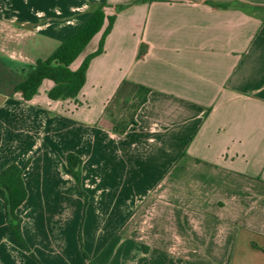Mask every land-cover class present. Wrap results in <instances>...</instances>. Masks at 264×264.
Wrapping results in <instances>:
<instances>
[{
  "label": "crops",
  "instance_id": "1",
  "mask_svg": "<svg viewBox=\"0 0 264 264\" xmlns=\"http://www.w3.org/2000/svg\"><path fill=\"white\" fill-rule=\"evenodd\" d=\"M100 6L79 57L113 24L77 97L52 101L44 81L23 101L14 87ZM10 166L25 247L0 199V264H264V0H0V174Z\"/></svg>",
  "mask_w": 264,
  "mask_h": 264
},
{
  "label": "trees",
  "instance_id": "2",
  "mask_svg": "<svg viewBox=\"0 0 264 264\" xmlns=\"http://www.w3.org/2000/svg\"><path fill=\"white\" fill-rule=\"evenodd\" d=\"M146 1V0H143ZM153 1V0H147ZM217 9H227L228 5H211ZM103 7L97 8L85 20L76 31L44 61H37L30 68L25 80L14 87L15 93H20L23 101L29 102L38 94V90L44 81L53 83V87L47 93L52 101H64L75 99L85 83L86 70L89 62L100 55L103 50V41L109 34L113 18H107L108 26L102 34L99 49L92 55L87 56L76 71H71L70 66L83 52L90 40L101 30L105 15ZM144 50H140V55ZM148 89L138 87L137 93L128 106L129 122L131 116L145 102ZM120 132L125 130V122L120 121L117 125ZM67 169L72 178L79 182L81 161L78 157L69 154L66 157ZM23 169L10 166L0 174V199L6 209V219L15 240L25 247L20 236L19 219L15 215L16 210L26 199V191L22 181Z\"/></svg>",
  "mask_w": 264,
  "mask_h": 264
},
{
  "label": "rangeland",
  "instance_id": "3",
  "mask_svg": "<svg viewBox=\"0 0 264 264\" xmlns=\"http://www.w3.org/2000/svg\"><path fill=\"white\" fill-rule=\"evenodd\" d=\"M52 50H53L52 49V46L49 47V48H47V49L42 50V53H40L39 57L41 59L46 58L52 52ZM85 57H86V54H83L81 57H79L78 60L75 62V67L76 66H80L81 63L83 62V60L85 59ZM24 62H26L29 65L30 63L34 62V59H32V58H26L24 60ZM78 242L81 243V230L79 231Z\"/></svg>",
  "mask_w": 264,
  "mask_h": 264
}]
</instances>
